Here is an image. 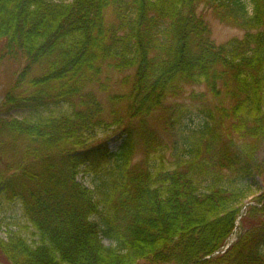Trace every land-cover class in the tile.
<instances>
[{
  "label": "trees",
  "instance_id": "obj_1",
  "mask_svg": "<svg viewBox=\"0 0 264 264\" xmlns=\"http://www.w3.org/2000/svg\"><path fill=\"white\" fill-rule=\"evenodd\" d=\"M68 1L0 0V40L28 62L0 109V217L18 204L37 238L8 232L7 263L264 264V199L222 253L261 170L264 0H201L244 31L221 48L200 0ZM88 8L105 11L92 47ZM166 151L169 165H151ZM89 172L93 190L78 181Z\"/></svg>",
  "mask_w": 264,
  "mask_h": 264
},
{
  "label": "rangeland",
  "instance_id": "obj_2",
  "mask_svg": "<svg viewBox=\"0 0 264 264\" xmlns=\"http://www.w3.org/2000/svg\"><path fill=\"white\" fill-rule=\"evenodd\" d=\"M63 1V0H62ZM66 1V0H64ZM71 3V0L68 1V4ZM195 16L196 18L202 22L204 25L206 31H207V37L209 41L212 43L213 47L215 48H221L229 44L232 40H240L242 39L244 35V31L229 23L228 21H225L222 18V13L218 14L216 13L211 5H208L206 3H203L200 1L195 2ZM87 22L85 23V26L87 27V30L84 31L86 34H90L91 38L90 46L92 47V42H95L98 44V38H100V34L102 35L100 31V24H96L95 22L99 20V17L105 13V11L99 9H93L88 8L86 10ZM104 16V15H103ZM36 24L32 27V33L29 34V37L36 36V32L41 31L42 28L40 26L41 19L38 17L36 20ZM105 27V25H104ZM5 29L4 25L1 26V30ZM53 39L48 40L47 45H50L52 43ZM10 46L7 45L5 40H0V109H2L3 104L5 103V97L9 89L15 84V82L18 80H23L26 75H23L26 72L27 67V60L23 58L22 56H13V53H10V49L8 48ZM47 70L46 65H43L41 69H38L37 76H40L41 72L44 73ZM121 79L123 76H120ZM127 86L120 87L119 89H115V97L117 99V102L120 104H125L126 101L124 100L125 97H122L123 94L126 92ZM122 89V91L120 90ZM126 95V94H125ZM124 95V96H125ZM107 109H109V106H106ZM136 108V107H135ZM4 110H0V114H4ZM10 117H13V112L9 113ZM195 114H192L191 116L194 117ZM16 118L22 119L26 116L24 114L16 115L14 116ZM114 116L111 115L109 117L108 124L115 123ZM189 124V122H188ZM112 131V130H111ZM102 135V134H101ZM107 138V147L108 150L112 153L116 152L124 139L123 135L120 133L117 134H106ZM171 145V144H169ZM168 145V146H169ZM171 148V147H170ZM134 163H139L143 159V153L137 148L134 156ZM150 162L151 165H159L160 163H164L166 166L169 165L171 161V151H166L163 154L158 155H151L150 156ZM259 163L261 164V170L259 172H256L252 178L247 182V185H249V194L250 197L244 201V208L243 211L248 210V208L253 204V202H260L262 199H264V147L263 151L261 152L259 156ZM100 177L93 173H86V174H80L78 176V181L87 188L95 189L96 186L99 184ZM3 213L4 216L0 217V239L6 240V236L8 232L17 233L22 238H25L28 243L32 246L35 245L34 242L37 241V238L33 235V229L27 225L26 221L23 220L22 217V211L18 204H4L3 206ZM19 223L22 226L15 227L14 223ZM242 222L244 224L250 223V221L247 218H243ZM105 246H114V244H111L108 240L103 241ZM0 264H9L7 263V260L3 256V253L0 249ZM145 264V263H141Z\"/></svg>",
  "mask_w": 264,
  "mask_h": 264
}]
</instances>
